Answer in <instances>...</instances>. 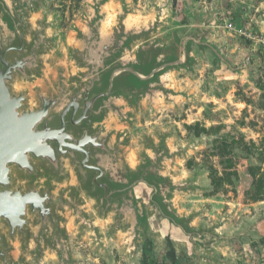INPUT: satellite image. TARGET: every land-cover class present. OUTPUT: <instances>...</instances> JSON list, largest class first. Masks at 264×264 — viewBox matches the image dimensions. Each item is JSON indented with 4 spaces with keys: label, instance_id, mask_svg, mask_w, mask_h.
I'll return each mask as SVG.
<instances>
[{
    "label": "rangeland",
    "instance_id": "374dc122",
    "mask_svg": "<svg viewBox=\"0 0 264 264\" xmlns=\"http://www.w3.org/2000/svg\"><path fill=\"white\" fill-rule=\"evenodd\" d=\"M105 1L117 8L113 29L128 14L140 20L131 47L135 52L147 47L157 65L177 63L169 68L173 86L166 97L155 93L152 99L129 103L124 120L113 117L112 130L124 144L121 164L130 175L146 165L150 145L168 146L163 177L172 185L160 188L158 202L190 235L157 218L156 209L139 199V230L131 232L130 223L114 227L92 206L87 213L89 200L72 175V184L59 188L74 190L86 222L67 213L61 224L63 247L51 250L46 241L38 251L33 242L26 248L16 243L13 261L260 264L256 253L238 258L233 247L231 254V240L225 237L238 236L251 217H264V49L256 44L264 35V0H177L175 8L171 0H38L25 17L28 37L45 27L50 45L36 84L49 85L60 69L74 67L70 54L80 28ZM252 50L256 56L244 64ZM129 154L135 159L133 171ZM242 244L235 245V253L245 252Z\"/></svg>",
    "mask_w": 264,
    "mask_h": 264
},
{
    "label": "water",
    "instance_id": "95a60500",
    "mask_svg": "<svg viewBox=\"0 0 264 264\" xmlns=\"http://www.w3.org/2000/svg\"><path fill=\"white\" fill-rule=\"evenodd\" d=\"M37 1L9 0L8 5L0 0V264H16L11 255L16 243L26 248L33 242L38 251L46 241L51 250L63 247L61 224L67 213L86 222L74 190L59 188L69 171L94 211L112 219L114 227L130 223L131 232L139 230L143 211L137 200H147L157 218L189 237L158 202L160 188L172 185L162 176L170 153L154 150L130 175L121 164L123 142L103 125L108 115L125 119L117 99L134 102L163 92L161 85H148L177 63L150 70L156 54L146 47L139 50L137 64L123 65L120 57L136 34L123 20L119 28L102 33L105 1L93 9L94 18L77 35L79 48L70 54L79 85L70 86L59 72L54 85L38 86L41 55L50 41L41 29L26 39L25 17ZM145 52L149 63L144 67ZM130 78L146 86L134 88ZM141 194L143 199L136 198Z\"/></svg>",
    "mask_w": 264,
    "mask_h": 264
},
{
    "label": "crops",
    "instance_id": "0c3cea01",
    "mask_svg": "<svg viewBox=\"0 0 264 264\" xmlns=\"http://www.w3.org/2000/svg\"><path fill=\"white\" fill-rule=\"evenodd\" d=\"M5 1H6V4H8V5L10 4L9 0H5ZM94 2H96V1H94ZM37 3H38V1L35 3L34 6H36ZM124 19H123V22H124ZM26 28H27V26H26ZM40 29L42 30L43 36L47 39V37H46L47 31H46V28L45 27H41L40 26L38 29H36L34 31H37V30H40ZM126 29H128V28H126ZM112 30H113V28H112ZM112 30L110 32H112ZM131 30L134 31L133 32V35L137 34L139 31H141V29L139 30L137 28H131ZM83 31H85V24H84V26L82 28H80V31L79 32H83ZM33 32L30 34V36H31L30 38L31 39H32ZM30 38L28 37V30H27V32H26V39L27 40H31ZM134 40H136V37L133 40L127 41V50L120 57V61H121V63L123 65L137 64L138 63L137 58H138V52H139L140 49L135 52V50L131 48L132 45L134 44V43H132ZM78 48H79V41L76 38V48L74 50H76ZM43 54H44V52H43ZM131 55H132V58H129ZM143 57L145 58V61H144V67H145V65H147L149 63L147 61L148 60V54L146 52L143 53ZM181 61H184V60L182 59ZM157 63H159V62H158V59L156 58L150 64V66H149L150 67V70L157 68L158 67ZM70 69H67V70L60 69L57 72V76H58V73L59 72H62L63 76L65 77L67 83L70 86L79 85L80 79L77 77L78 70L75 67H73V68L71 67ZM168 71H170V70H168ZM67 74H70V75L68 76ZM57 76H56V78H57ZM55 80L56 79H54L51 84L46 85V86L45 85H40V84H37V85L38 86H41L43 88H49L52 85H54ZM157 80L158 79H156V81L150 83L148 86L153 87V86L161 85V88L163 89V92H160V93L157 92L156 94H162V96L165 98L166 95H164V93L167 90L171 89V88L167 87L166 84H164V83H158ZM129 82L132 84V86L134 88L135 87H143V86H146L145 84H143V83H141L138 80L133 79V78L132 79L130 78L129 79ZM145 98L146 99H149L148 97L140 96V97H138V99L136 101L133 102L132 100H126V99H120L119 98V99L116 100V103H118L119 105L122 106L123 112H124V110H125L124 108H125L126 105H129V103L135 104L136 102H139L140 99H145ZM152 102H153V100H152ZM152 104H154V103H152ZM124 114H125V112H124ZM113 117L118 118L117 116H114V115H108V116H106L105 120L103 121V125L106 127V130L107 131L111 132L113 134V136L116 137L117 135L115 136L114 130H112L114 128L106 125V120L108 118H111L112 121H113ZM120 120H122V119H120ZM149 147H150L149 154L147 156L149 158H151L153 156V151L154 150L157 153H161L163 151V148H166V150L169 152L168 146L166 144L162 145L161 148H156V146H154V145H150ZM164 163H163V165H164ZM162 176H163V171H162ZM108 219H110V218H108ZM250 221H251V223L249 224V226H247V228L245 230H243V232H240V234H238V236H234L232 238L225 237V239L227 238L228 240H231V243L228 246L229 248H227V249L229 250V252H231V254H233L232 253V248L235 247L234 255L236 257H238V258L245 257V256H248V255L249 256H252L253 254L256 253V255L261 258L260 264H264L263 263L264 262V217L260 218V217H257V216H253V217H251ZM215 239H218V238H215ZM241 241L243 243L242 245L244 246V251L245 252H243V253H235L237 251V247L235 245H237V244L241 245ZM251 244H253L254 246L250 249L249 246L251 247L252 246ZM261 249H263L262 250L263 251V254L262 255H260V253H259V251ZM248 252L250 254H248ZM246 262L250 264L249 261H246Z\"/></svg>",
    "mask_w": 264,
    "mask_h": 264
},
{
    "label": "bare ground",
    "instance_id": "6f19581e",
    "mask_svg": "<svg viewBox=\"0 0 264 264\" xmlns=\"http://www.w3.org/2000/svg\"><path fill=\"white\" fill-rule=\"evenodd\" d=\"M101 13L103 15V20L101 23V31L103 34H109L110 31L112 30L113 26H114V20L116 18V14H117V8H115V6L112 3L106 2L101 7ZM123 25L125 28H128V29H131V28H137L139 30L141 29L140 20H136V19L132 18L130 16V14H128L126 16V18L124 19ZM129 58H132V55ZM67 75L69 76L70 74H67ZM157 82L158 83H164V84H166L167 87L172 88L173 84H172V73H171V71H166L161 77L158 78ZM106 125L114 128V126H113L114 123H113L111 118H108L106 120ZM126 159H127L128 165H129L128 168H130V170L133 171L134 167H135V159L133 158V156L131 154H129ZM71 174H72V172L69 171V175H68V178L66 181L72 184ZM85 204H86V207H88L87 213H90L91 212L90 209H91V206L93 205V201H88Z\"/></svg>",
    "mask_w": 264,
    "mask_h": 264
},
{
    "label": "built area",
    "instance_id": "2783aa9c",
    "mask_svg": "<svg viewBox=\"0 0 264 264\" xmlns=\"http://www.w3.org/2000/svg\"><path fill=\"white\" fill-rule=\"evenodd\" d=\"M256 44L257 45H260L261 47H263L264 49V35L261 36V38L257 39L256 40ZM256 56V54L252 51L248 52V54L246 55L245 57V61H244V64H249L250 61ZM252 58V59H251Z\"/></svg>",
    "mask_w": 264,
    "mask_h": 264
},
{
    "label": "trees",
    "instance_id": "16d2710c",
    "mask_svg": "<svg viewBox=\"0 0 264 264\" xmlns=\"http://www.w3.org/2000/svg\"><path fill=\"white\" fill-rule=\"evenodd\" d=\"M171 3H172V7L175 8L176 7L177 0H171ZM182 228H184V227H182Z\"/></svg>",
    "mask_w": 264,
    "mask_h": 264
}]
</instances>
